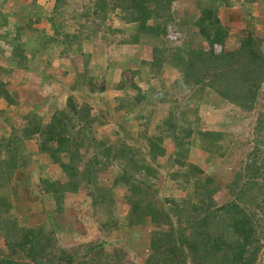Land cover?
<instances>
[{
  "label": "trees",
  "instance_id": "trees-1",
  "mask_svg": "<svg viewBox=\"0 0 264 264\" xmlns=\"http://www.w3.org/2000/svg\"><path fill=\"white\" fill-rule=\"evenodd\" d=\"M50 1L43 8L37 0H0V55L5 59L0 103L6 107L0 109V122L9 128L0 136V264L121 260L117 251L105 253L103 242L84 247L77 257L57 246L60 229L50 226L56 218L48 225L28 226L13 214L14 175L25 176L18 187L32 179L28 143L62 174L49 180L47 166L38 169L39 194L51 200L53 214H67L69 199L80 195L81 205L101 219L106 234L151 228L142 264H264V35L254 32L257 17L250 14L259 0L205 1L185 41L175 30L172 12L179 0H87L79 13L68 11L69 0ZM234 5L245 14L236 45L229 47L230 28L218 10ZM99 37L143 54L135 69L121 66L119 79L110 86L123 95L113 99L110 111L92 114L88 102L78 101L77 90L97 96L106 90L109 63L99 78L87 72ZM68 55L80 57L81 71L62 105H52L47 113L26 111L16 126L9 115L18 105L11 93L13 70L29 72L36 58L49 65L50 59ZM153 79L157 86L150 83ZM215 101L233 107V121L248 126L244 135L201 129L199 107ZM110 113L120 115L112 139L99 135ZM126 121L138 127L135 136ZM191 148L203 155L205 167L227 152L239 164L222 178L190 162ZM161 178L169 183L165 196L159 194ZM221 190L228 200L218 204L215 195Z\"/></svg>",
  "mask_w": 264,
  "mask_h": 264
},
{
  "label": "rangeland",
  "instance_id": "rangeland-1",
  "mask_svg": "<svg viewBox=\"0 0 264 264\" xmlns=\"http://www.w3.org/2000/svg\"><path fill=\"white\" fill-rule=\"evenodd\" d=\"M20 3L22 0H15ZM207 0H179L174 3L172 12L175 18V30L180 32L182 39L185 41L189 38V34L193 32L192 21L197 17L199 9L205 4ZM264 1V0H259ZM259 1L250 8V14L257 17L255 22V33L258 36L264 35V5ZM68 11L81 12L83 8L88 5L87 0H69ZM37 3L43 8L51 5L50 0H37ZM245 12L243 8L238 5L232 7L220 8L218 15L221 22L229 26L230 34L228 39V46L236 45L239 37V29L242 28V17ZM71 23V17H66ZM241 27V28H240ZM131 27L129 26V30ZM100 38V37H99ZM97 38L93 48L91 49V57L88 62L87 72L96 78L103 75L109 63L110 72L105 73L106 90L98 96L96 93L86 95L82 91H78L81 95L78 98L79 102H88L92 107V114L103 113L112 108L113 99L122 96V91H116L111 88V84L116 82L120 77V68L122 65L127 69L136 68V58L142 57V51L139 48L132 46H121L112 43L110 40H103ZM55 55V56H54ZM56 57V54H53ZM108 59L111 61H108ZM5 59L0 55V64H4ZM50 64H45V59L36 58L29 63V72L21 73L20 70H13V79L11 93L18 100V105L10 109V117L12 122L18 126L22 121V116L26 111H39L47 113L52 105H62L65 97V92L75 79V73L81 71V59L78 56L68 55L61 59H50ZM65 73V75H63ZM24 76V78H23ZM127 77V74L125 75ZM173 78L171 74L165 80L168 81ZM135 83L140 85L142 89L146 84L142 81L133 79ZM150 83L158 85V80L153 79ZM74 91V93H77ZM81 93V94H80ZM0 109H6L4 102L0 104ZM234 110L233 107L220 104L215 101L202 103L199 107V116L201 118V129L204 130H218L222 132L234 133L236 138L241 137L247 131L248 126L245 122L236 123L233 121ZM106 126L100 127L99 135L114 138L113 131L116 130V124L120 121V115L110 113L104 118ZM8 127L0 122V136L8 132ZM126 129L135 136L138 127H132L131 121H126ZM166 147L169 145V140H165ZM27 148L29 153L33 156V162L28 168V175L32 177L31 182L22 187H18V183L25 180V176L16 173L13 178V186L10 189L12 195L11 202L13 204V214H15L19 221L28 226L33 224H50L51 220L56 218L51 227L55 225L60 229L57 233V246L63 248L66 252L75 253L77 257L83 254V248L86 246L97 245L103 242L104 252L112 253L117 251L120 254V264H142L147 250L145 248L148 231L151 229L148 226L137 229L112 231L110 234L102 232L99 222L101 219L96 215L93 216L88 212L86 204L82 206V197L80 195L73 196L69 199V212L65 215L53 214V204L51 200H47L43 195L39 194L37 175L39 174V166H47L45 169V176L49 180L61 179L62 174L55 166L48 165L43 156L36 153V148L33 144L28 143ZM230 156H229V155ZM226 158L217 159L212 164L206 167L203 164V155L196 149L191 148L188 160L195 164L202 166L207 173L217 174L219 177H227L229 170L238 165V158L227 152ZM168 166V163H167ZM213 174V175H214ZM106 180H111V175H104ZM159 194L165 196L168 193L163 178L159 180ZM215 200L218 204L228 200L227 194L222 190L215 195ZM84 202V201H83ZM123 210H118L117 215L121 216ZM51 214V217L48 215Z\"/></svg>",
  "mask_w": 264,
  "mask_h": 264
},
{
  "label": "crops",
  "instance_id": "crops-1",
  "mask_svg": "<svg viewBox=\"0 0 264 264\" xmlns=\"http://www.w3.org/2000/svg\"><path fill=\"white\" fill-rule=\"evenodd\" d=\"M1 104V103H0ZM1 106V105H0Z\"/></svg>",
  "mask_w": 264,
  "mask_h": 264
}]
</instances>
